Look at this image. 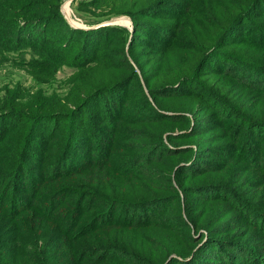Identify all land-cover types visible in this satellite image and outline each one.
Returning <instances> with one entry per match:
<instances>
[{
    "label": "trees",
    "instance_id": "obj_1",
    "mask_svg": "<svg viewBox=\"0 0 264 264\" xmlns=\"http://www.w3.org/2000/svg\"><path fill=\"white\" fill-rule=\"evenodd\" d=\"M61 1L0 0L1 56L18 53L19 63L46 81L63 66L77 70L67 77L73 82L64 99L54 93L27 101L16 92L0 99L1 122L21 113L24 126L28 124L25 131L22 127L0 131V264H237L246 254L243 239L257 244L246 264L255 260L264 264V87L258 79L264 76V0H207L218 9L209 13L196 10L198 0H188L193 2L191 10L182 11L184 16L174 26L180 39L189 38L197 46L195 53H201L196 74L175 85L147 87L152 99L174 92L180 98L193 94L200 101L217 102L210 110L220 119L194 125L170 139L184 140L196 129L218 132L226 143L214 152L221 158L215 162L209 161L213 154L207 148L168 144L161 149L163 142L136 143L142 139L131 125L149 121L123 115L125 90L133 79L94 87L80 80L79 70L113 66L97 58L94 46L100 29L70 28L59 12ZM150 9L146 5L141 13L131 14L133 32L162 36L137 19L149 16ZM193 19L200 21L195 25L198 34L190 33ZM53 22L62 24L65 40L56 51L48 49L57 41L56 35L47 34ZM79 33L81 45L70 56V41ZM178 35L175 41L171 38L177 47ZM87 41L93 45L89 49ZM127 52L147 85L132 43ZM121 54L116 56L126 57L122 48ZM202 71L214 72L218 79L199 89L197 74ZM214 86L223 92L216 94L220 98L210 90ZM88 108L95 114L88 115ZM218 108H223V115ZM252 135L256 139L251 149L247 141ZM170 147L180 151L166 153ZM158 153L188 156L173 170L167 165V170L159 171L145 165ZM207 168L219 173L223 184L206 180L183 185L185 177L209 175ZM232 181L253 193L238 195L229 188ZM194 196L204 200L202 208H191L189 197ZM165 205L181 207L186 216L180 210L170 217L159 215ZM229 213L234 216L225 219ZM162 232L167 235L164 241L155 236Z\"/></svg>",
    "mask_w": 264,
    "mask_h": 264
},
{
    "label": "rangeland",
    "instance_id": "obj_2",
    "mask_svg": "<svg viewBox=\"0 0 264 264\" xmlns=\"http://www.w3.org/2000/svg\"><path fill=\"white\" fill-rule=\"evenodd\" d=\"M77 1L78 0H62L59 5L61 16L64 18L67 25L75 31L82 30L83 32H86L89 30L100 29L98 32L99 42L94 46L95 51L97 52V58L109 62L113 66L111 68L103 64L104 68L94 69V66L91 65L86 69L79 70L80 80L82 82L91 83L90 85H93L94 87L103 83H110L116 79H126V77L133 79V82L129 84L125 90V92H127V98L124 104L123 115H128V117L132 119L146 117L145 119H148L146 121H149L144 124L139 121L131 125V127H134V129L140 133L139 136L140 139H142L136 143L157 145L158 143L160 144L163 142L162 146L160 144L161 149L168 147V144L188 145L191 147L190 149L193 150L207 148L210 149L213 154L209 161H221V158L214 155V152L217 153L221 151V147L224 146L226 141L221 140V136L218 132L207 133L205 129H196L191 136L184 140H175V142L170 140L171 137L175 138L180 134L189 132V129L194 125L202 127L207 124L209 119H220L218 115L213 114L215 112L210 110V107H216L217 102H213L212 104L207 100L201 99L202 102L199 100L200 98H196L193 94L186 98H180L175 96L176 94L174 92H164L155 97V99H152L147 92V87L151 89L160 86L175 85L189 78H194V75L196 74L195 68L201 58V53H195L197 46L195 43H191L189 38L182 41L174 26L175 23L179 22L184 16V14H180L182 11V13L186 14L191 10L190 7L193 2L190 3L188 0H79L81 1V4ZM168 4H170L169 7H161V5L166 6ZM146 5H150L151 7L149 16H140L137 17V19L148 23L155 29V31H160L162 36L150 33V31L140 33L133 32L131 14L137 11L141 13L140 9ZM178 5H180V8L174 10ZM196 6H198L196 9L197 11L202 10L207 13L218 11L216 6L210 7L207 0H198ZM199 22L200 21L197 19L191 21L190 33L196 32V34H198L199 30L195 25ZM105 23L108 25L100 26ZM70 24L75 25L76 27H73ZM61 28L62 24L60 22H53L48 26L47 34H50V36H57L56 43L50 45L48 49L56 51L65 44L64 35L60 31ZM202 31H206L204 27ZM202 31H200L201 36H203ZM153 35H156L162 42L159 43L155 40ZM176 35H178L176 37V42H178L184 49H181V46L177 47L174 43H171V38L175 41ZM78 38L82 40V35L80 33L70 41V56L75 54L81 45ZM131 43L133 44V53L139 56V66L141 67V70H143V73L147 75V85L144 83V78H142L140 71L132 64V59L127 55V49ZM92 46L91 41H87L86 48L89 49V47ZM121 48L124 50L126 57L116 56L122 55ZM188 50H190L189 54L186 53ZM87 51L88 50H85L84 55ZM27 55H29L28 52L25 56L26 59H28ZM67 55L68 54H64V56ZM11 59H15V61H12ZM19 59L20 56L16 52L6 53L4 57L3 55H0V99L9 97L13 92L18 93L27 101H31L38 94L52 96V94L55 93L56 96L61 99H64L68 95L70 83L73 81H71V79L68 80L69 78L67 77L77 72V70L75 71V69L71 67L68 68L67 66H63L57 71L54 78L51 77L49 81H46L44 76H37L26 66L21 65ZM213 73L214 72L210 71H202L197 74L198 77L196 83L199 89L200 86L208 88L211 84L217 81L218 77H215ZM258 79L263 83L264 87V76H262V78L259 77ZM80 80L79 78L77 79L79 82ZM219 84L221 85L223 83ZM232 86L234 87L235 85L231 83V87ZM216 87L217 86H214L210 88V90L215 95H222L223 92L217 90ZM236 92L237 90L234 93ZM219 96L217 97L220 98ZM231 103L238 106L239 102L233 99L231 100ZM257 108L258 107L255 109ZM94 111V109L88 108L86 113L88 115H93L95 114ZM217 112L220 114L222 113L223 115V108H218ZM28 115L32 116L30 113L26 114V116ZM17 116V119H8L4 122L0 121V131L3 128L12 129L14 127H22L25 131L28 124L24 126L25 122L21 113H18ZM234 122V120H231V123ZM61 126H64V124H61ZM242 135L241 141L244 140L245 133H242ZM253 137L254 136L252 135L247 141L249 145L251 144V149L252 143H254V140L256 139V137ZM170 149L172 150H166V153H169L168 151H174V153L180 151V149L174 147H170ZM187 156V154H183L176 155L172 158L162 156L161 153H158L156 158H147V160H145V165L151 169H157L159 171L167 170L166 166L168 165L171 170H173L179 160L185 159ZM206 170L208 171L206 174L209 175L202 176L198 179L185 177L183 185L196 184L206 180L223 184L219 173L211 172L208 168ZM239 182L240 180L238 183ZM231 184L233 186L229 187L230 190L238 195L247 191L249 194L253 193V191H250L245 184L243 186H238L239 184H237V181H232ZM234 186H238V190H236ZM244 196L246 197V195ZM247 197L250 196L247 195ZM189 201H191V208L193 207V210H195V208L200 209L204 206V200L200 197H189ZM179 210L185 217L186 212H183L181 207L179 208L178 206L173 205L163 206L162 210H159V215L165 213L164 215L170 217L171 214L177 213ZM215 211L217 212V210ZM233 216V213L226 214L225 219H230ZM222 222L223 221H220L218 224ZM167 223H172L171 218L167 219ZM183 231L187 232V230ZM231 235L232 233L221 235L220 237ZM155 236L161 238L162 241L166 240L167 237L164 232ZM170 242L172 243L173 239H170ZM241 243L246 248V254L245 258L239 260L237 264H246V258H249L254 254L256 250L254 247H256L255 245L257 244L252 242V239H243ZM174 254L176 253H172L171 255L175 256ZM255 261L249 262L253 264ZM259 263L260 261L257 260L255 264Z\"/></svg>",
    "mask_w": 264,
    "mask_h": 264
},
{
    "label": "water",
    "instance_id": "obj_3",
    "mask_svg": "<svg viewBox=\"0 0 264 264\" xmlns=\"http://www.w3.org/2000/svg\"><path fill=\"white\" fill-rule=\"evenodd\" d=\"M69 1H71V0H69ZM71 26H73V27H76L75 25H72V24H70ZM105 25H108L107 23H105L104 25H100V26H105Z\"/></svg>",
    "mask_w": 264,
    "mask_h": 264
}]
</instances>
